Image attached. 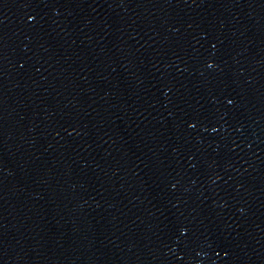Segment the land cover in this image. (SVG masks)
<instances>
[{
	"label": "water",
	"instance_id": "1",
	"mask_svg": "<svg viewBox=\"0 0 264 264\" xmlns=\"http://www.w3.org/2000/svg\"><path fill=\"white\" fill-rule=\"evenodd\" d=\"M0 264H264V0H0Z\"/></svg>",
	"mask_w": 264,
	"mask_h": 264
}]
</instances>
